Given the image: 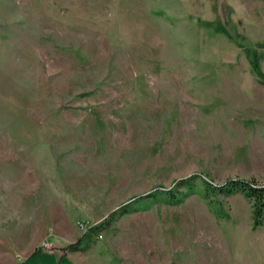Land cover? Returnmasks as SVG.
<instances>
[{
	"label": "rangeland",
	"instance_id": "rangeland-1",
	"mask_svg": "<svg viewBox=\"0 0 264 264\" xmlns=\"http://www.w3.org/2000/svg\"><path fill=\"white\" fill-rule=\"evenodd\" d=\"M255 60L264 0H0V264H264L202 182L264 183Z\"/></svg>",
	"mask_w": 264,
	"mask_h": 264
},
{
	"label": "trees",
	"instance_id": "trees-1",
	"mask_svg": "<svg viewBox=\"0 0 264 264\" xmlns=\"http://www.w3.org/2000/svg\"><path fill=\"white\" fill-rule=\"evenodd\" d=\"M252 66L254 72L260 77L264 78V73L259 67L258 62L252 61ZM192 179L193 177H189L188 179H183L180 184L187 185L188 188L192 187ZM188 180V181H187ZM203 185L207 190L210 191H221L225 194H232L234 192H241L248 200L253 201L254 208V226L257 227L261 225L264 221V183L258 184L254 181H249L245 179H229L222 185H215L212 182L202 179ZM184 191H180L178 188L172 189H163L161 191H154L150 193L148 196H152L158 198L161 196L169 203H178L185 196ZM144 197H140L142 199ZM95 227L94 229H96ZM71 247H74L75 244H71Z\"/></svg>",
	"mask_w": 264,
	"mask_h": 264
}]
</instances>
